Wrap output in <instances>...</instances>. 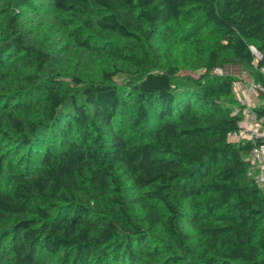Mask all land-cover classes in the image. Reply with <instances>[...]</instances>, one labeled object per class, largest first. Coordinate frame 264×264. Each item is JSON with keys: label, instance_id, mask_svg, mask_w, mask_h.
Returning <instances> with one entry per match:
<instances>
[{"label": "trees", "instance_id": "trees-1", "mask_svg": "<svg viewBox=\"0 0 264 264\" xmlns=\"http://www.w3.org/2000/svg\"><path fill=\"white\" fill-rule=\"evenodd\" d=\"M51 9L129 42L106 51L134 67L121 84L118 68L60 77L67 38L38 40L35 19ZM155 40L189 45L202 71L180 74ZM226 65L261 79L264 0H0V264H264L246 159L264 136L228 138L264 93L246 108L212 71Z\"/></svg>", "mask_w": 264, "mask_h": 264}, {"label": "rangeland", "instance_id": "rangeland-1", "mask_svg": "<svg viewBox=\"0 0 264 264\" xmlns=\"http://www.w3.org/2000/svg\"><path fill=\"white\" fill-rule=\"evenodd\" d=\"M36 17V21L42 22V26H40L42 28L38 31V40L43 38L46 29H48V33L53 37H59L63 40H66L67 38L66 41H68L70 49L63 69L61 70L62 75L60 77H62V79L71 87H73V78L70 76L71 74L85 78H99L102 70L118 68L120 71L113 76V81L117 84H121L126 77V72L132 71V69H134V67L130 66L128 63H123V61H121L120 59L112 58L109 55L110 53L106 55L108 53L106 51L112 46H114L115 48L117 47L121 53L126 51L128 47L126 43L129 42L122 39L121 37L113 33L101 32L96 28L88 29L85 25L82 24V22L73 23V25H70V19L53 9H51L50 12L46 13V15L41 13ZM72 26H74L73 29ZM76 29L82 31L83 38L89 41V43L94 48L93 51H95V53L97 54L94 59L92 57L90 60H88L87 63H85L84 60L86 57L85 55H87V51L75 42L74 33L76 32ZM68 33L70 34L68 35ZM45 40L48 41L49 38H46ZM152 43V46L158 48L157 52L159 58L163 62L173 61L178 64L186 65L180 70V74L190 73L194 75L202 71V66L199 65L197 60L193 59V55L195 52L189 45L172 43L168 40H155ZM137 52L139 51L136 50V53ZM191 59H193L192 63L189 62ZM230 67V65H226L224 68H221L222 73H234L236 79L241 82L240 84H242L243 88L248 90V84L250 80L245 81L243 78L239 77L241 76V74H238L239 68L231 67L232 69L230 70ZM246 108L249 107L246 106ZM243 113V118L245 119L251 112L244 110ZM249 119L251 121V118H247V120ZM127 193H130L129 195H139V192L133 189H128ZM139 202L140 204H138ZM142 202L143 199L141 198L136 201L132 208V212L138 217L142 216L144 213V206L142 205ZM9 218L10 216L0 219V229L7 226Z\"/></svg>", "mask_w": 264, "mask_h": 264}, {"label": "built area", "instance_id": "built-area-1", "mask_svg": "<svg viewBox=\"0 0 264 264\" xmlns=\"http://www.w3.org/2000/svg\"><path fill=\"white\" fill-rule=\"evenodd\" d=\"M250 49L254 56L259 58V51L253 47H250ZM212 71L214 73H222L220 67H215ZM259 73L261 79L259 81L250 80L248 90L264 93V65L259 67ZM240 83V81L235 80L232 85L233 87H237L242 85ZM247 118H251L253 124L264 125V116L256 117L253 113H250L245 119L243 118L237 122V126L240 128L230 131L228 134L229 139L238 141L243 138L252 139L254 137L251 134L248 135L244 128ZM246 159L248 160L247 175L254 180L261 193L264 195V142L253 143L247 152Z\"/></svg>", "mask_w": 264, "mask_h": 264}, {"label": "crops", "instance_id": "crops-1", "mask_svg": "<svg viewBox=\"0 0 264 264\" xmlns=\"http://www.w3.org/2000/svg\"><path fill=\"white\" fill-rule=\"evenodd\" d=\"M231 67L239 68L238 74L239 75L241 74V76H239V75L238 76L240 78H243L245 81L251 80V77L248 75V73L243 68L238 67V66H231ZM231 67H230V70L232 69ZM233 91H234L236 98L241 103H244L245 106H247V107H251L253 105H257V104H260L262 102V100L256 95L255 92L250 91V90H246L245 88H243L242 85L237 86V87H233ZM244 125H245L244 128H245L248 135L251 134L254 137L264 136V125L253 124L252 121H250V119L247 120Z\"/></svg>", "mask_w": 264, "mask_h": 264}, {"label": "water", "instance_id": "water-1", "mask_svg": "<svg viewBox=\"0 0 264 264\" xmlns=\"http://www.w3.org/2000/svg\"><path fill=\"white\" fill-rule=\"evenodd\" d=\"M259 58H260V55H259Z\"/></svg>", "mask_w": 264, "mask_h": 264}]
</instances>
